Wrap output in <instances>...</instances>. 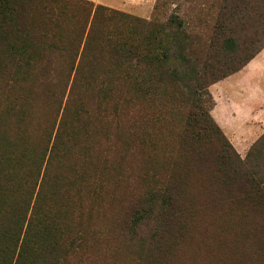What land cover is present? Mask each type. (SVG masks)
<instances>
[{
    "label": "trees",
    "instance_id": "16d2710c",
    "mask_svg": "<svg viewBox=\"0 0 264 264\" xmlns=\"http://www.w3.org/2000/svg\"><path fill=\"white\" fill-rule=\"evenodd\" d=\"M253 17L260 21L258 32L247 40L242 33ZM262 49L264 0H221L215 34L206 40L189 35L176 16L156 24L82 0H0V107L6 103L11 117L5 122L0 113V218H9L0 237L8 242L0 247V264H48L75 247L73 241L63 244L54 209L61 178L48 181L46 172L52 156L66 150L58 139L69 105L82 103L92 85L101 103L120 105L112 121L132 135L141 129L131 120L130 106L163 103L182 109L180 160L171 169L141 171L146 192L132 212L134 224L148 219L154 208L161 216L181 215L170 205L192 195L186 194L187 167L177 171L191 162L202 175L201 188L220 184L229 190L235 204L251 212L250 223L264 231V134L241 159L210 115L215 104L208 91ZM17 85L24 91L16 103L2 101ZM52 85L58 110L46 135L49 149L32 159L30 135L41 118L35 98ZM146 117L151 115L140 119ZM88 159H80L82 172L69 177L85 183L82 167ZM29 166L36 178L28 174Z\"/></svg>",
    "mask_w": 264,
    "mask_h": 264
},
{
    "label": "rangeland",
    "instance_id": "374dc122",
    "mask_svg": "<svg viewBox=\"0 0 264 264\" xmlns=\"http://www.w3.org/2000/svg\"><path fill=\"white\" fill-rule=\"evenodd\" d=\"M82 1L156 24L176 16L189 35L204 40L214 36L221 6V0ZM259 22L255 17L245 22L244 39L249 40L258 32ZM54 86L46 87L45 94L35 98L41 118L33 125L34 133L30 135L32 159L49 149L46 135L58 110V102L51 98L56 90ZM23 91L20 85L13 86L9 95L4 92L2 101L16 103ZM208 91L213 103L218 104L215 113L230 127L242 119L247 124L262 120L263 113L255 111L264 110V49L240 72L212 85ZM98 93V88L92 85L82 95V103L69 105L64 131L58 139L60 148L65 145L66 150L52 156L54 164L46 172L48 181L54 176L61 178L54 188L58 191L54 209L59 224L62 222L63 244L75 242V247L66 255L61 253L59 259L48 264H264V231H258L250 223V211L241 210L229 190L220 184L211 189L201 188L202 175L196 174L187 159L189 163L179 165L177 171L187 167L186 194L192 195H185L170 205L181 215L161 216L154 208V214L148 219L134 224L132 212L135 206H141L146 192L141 171L171 169L172 162L180 160L177 142L184 116L178 104L130 106L129 115L133 122L136 120L135 127L148 133L141 135L138 130L132 135L112 121L120 105L115 101L101 103ZM65 100L66 97L63 106ZM227 101L239 106L233 110ZM0 108L4 121L11 120L6 103ZM145 115L151 117L141 120ZM117 120L122 121L120 117ZM223 136L241 159H245L261 137L238 135L237 140L245 136L252 138L248 151L241 155L238 146L236 149ZM83 157L89 158L82 167L85 183L69 177L82 172L79 160ZM29 168L28 174L36 178L35 167ZM8 219L0 218L1 238L7 230ZM4 245L7 247L8 242L3 239L0 247Z\"/></svg>",
    "mask_w": 264,
    "mask_h": 264
},
{
    "label": "crops",
    "instance_id": "0c3cea01",
    "mask_svg": "<svg viewBox=\"0 0 264 264\" xmlns=\"http://www.w3.org/2000/svg\"><path fill=\"white\" fill-rule=\"evenodd\" d=\"M243 97H244L243 99L245 100L246 95ZM227 103L229 102L227 101ZM217 105L218 104L216 103V105L210 112L212 119L217 124V126L221 129L223 134L228 137V139L232 142V144L234 145L236 149L238 146L239 149H237V151L239 152V154L241 155L245 154L248 151L249 147L251 146L249 142L252 140V138L247 139V137L245 136V137H239L237 140V136L238 135H254L253 137L254 139V138H257L258 135H263L264 134V117L262 120L258 119V120L250 121L249 124L245 123V120L243 119L242 121H239V122L234 121L236 122V125H233L232 127H230L228 123L220 117L219 113L218 115L215 113ZM229 106L230 108H233L234 110V107L235 106L238 107L239 105H234V103L232 104L229 103ZM233 110L231 111V114ZM255 112H262L264 115V110H259ZM241 140H244V141L246 140L247 142L246 141L242 142Z\"/></svg>",
    "mask_w": 264,
    "mask_h": 264
}]
</instances>
